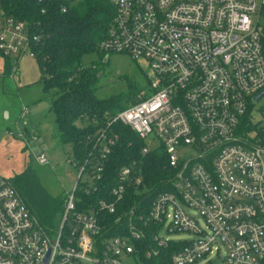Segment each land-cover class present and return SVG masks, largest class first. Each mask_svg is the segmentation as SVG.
<instances>
[{"label":"built area","instance_id":"1","mask_svg":"<svg viewBox=\"0 0 264 264\" xmlns=\"http://www.w3.org/2000/svg\"><path fill=\"white\" fill-rule=\"evenodd\" d=\"M105 1L115 13L99 53L147 62L154 74L138 101L108 123L121 121L143 140L141 158L107 180L118 136L100 130L78 162L53 233L0 175V264H125V256L150 264L170 249L164 264H264V147L241 128L264 89V0ZM42 39L0 5L1 55L16 64L25 55L36 58ZM19 135L36 149L38 135ZM159 148L173 174L154 195L143 158ZM34 152L37 162L49 163ZM131 191L145 198L124 207ZM160 228L193 236L165 238Z\"/></svg>","mask_w":264,"mask_h":264},{"label":"trees","instance_id":"2","mask_svg":"<svg viewBox=\"0 0 264 264\" xmlns=\"http://www.w3.org/2000/svg\"><path fill=\"white\" fill-rule=\"evenodd\" d=\"M0 5L8 15L27 20L35 32L43 34L42 41L34 48L35 59L41 69L43 90L51 94L50 111L54 115L59 142L70 144L75 159L82 162L90 152L92 138L100 130L109 127V133L118 136L106 163L107 180H113L120 168L133 159L141 158L144 142L121 121H115L110 126L108 123L135 104L146 89L132 84L128 94L100 99L96 94L99 70L84 64L87 55L99 52V44L115 13L114 6L105 0H0ZM64 6H67L65 11ZM12 61L5 57L6 75L11 74ZM250 111L241 127L246 135L257 129L250 119ZM143 162L147 186L155 190L154 195L164 191L167 188L165 181L173 174L165 151L162 148L154 150L143 158ZM11 180L21 194L29 198L31 208L33 203L38 207L36 214L45 228L55 232L61 218L60 201L51 199L32 167L28 166ZM98 195L95 193L93 196ZM144 198V195L136 198L135 192L131 191L124 207L131 208L135 199ZM115 217V214L109 216L110 221L113 222ZM172 252L171 249L163 250L159 257L149 262L169 263Z\"/></svg>","mask_w":264,"mask_h":264},{"label":"rangeland","instance_id":"3","mask_svg":"<svg viewBox=\"0 0 264 264\" xmlns=\"http://www.w3.org/2000/svg\"><path fill=\"white\" fill-rule=\"evenodd\" d=\"M259 15V27L264 35V9ZM106 56L108 54L96 52L84 58L86 66H96L99 74L101 73L96 91L100 99L128 94L132 84L147 88L149 78H154L147 62H137L130 56L119 53L110 54L109 61L104 62ZM13 60L11 75H5V57L0 54V175L11 180L28 166L32 167L51 199L60 201L58 205L60 204L62 215L65 196L71 193L76 185L79 164L72 146L62 144L58 140L54 115L50 111L51 94L43 90L38 61L28 55L18 58L17 64L16 59ZM25 108L30 112L25 113ZM4 110H8L12 117L10 127H7L5 119L3 120L6 117ZM250 119L257 129L249 133V136L255 143L264 147V97L252 105ZM21 131L27 134L28 139L33 134L39 136V141L34 145L37 150H33V147L20 137ZM156 143L157 141H154L151 145ZM34 151L44 152L49 163L37 162ZM14 186L18 189L15 184ZM22 197L27 205L29 204L32 213L37 216L38 207L33 203L31 208L29 198L23 195ZM158 234L171 239H190L193 236L190 233H170L166 228H160ZM206 260L197 264H211ZM123 261L125 264H138L126 256Z\"/></svg>","mask_w":264,"mask_h":264},{"label":"crops","instance_id":"4","mask_svg":"<svg viewBox=\"0 0 264 264\" xmlns=\"http://www.w3.org/2000/svg\"><path fill=\"white\" fill-rule=\"evenodd\" d=\"M14 62V60L12 61V63ZM18 62V61H17ZM15 66H16V64H15ZM13 67H14V63H13V65H12V69H13ZM12 71V70H11ZM6 75V74H5ZM11 75V74H10ZM3 76H4V72H3ZM30 111H28V112H25V113H29ZM4 114L6 115V117L5 118H3V120L5 119V121H6V126L7 127H10L9 126V122L11 121V119H12V117H11V115H10V113H9V111L8 110H4ZM37 150V149H36Z\"/></svg>","mask_w":264,"mask_h":264},{"label":"water","instance_id":"5","mask_svg":"<svg viewBox=\"0 0 264 264\" xmlns=\"http://www.w3.org/2000/svg\"><path fill=\"white\" fill-rule=\"evenodd\" d=\"M109 61V56H106L104 59V62H108ZM101 76V73L99 74V77ZM264 97V89L262 91H260L254 98L255 102H259L262 98Z\"/></svg>","mask_w":264,"mask_h":264}]
</instances>
